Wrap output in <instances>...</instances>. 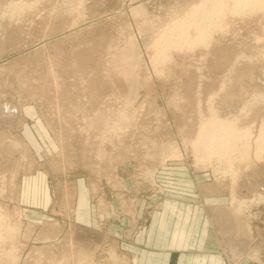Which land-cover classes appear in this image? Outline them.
Wrapping results in <instances>:
<instances>
[{
  "label": "rangeland",
  "instance_id": "rangeland-1",
  "mask_svg": "<svg viewBox=\"0 0 264 264\" xmlns=\"http://www.w3.org/2000/svg\"><path fill=\"white\" fill-rule=\"evenodd\" d=\"M259 5L0 0V264L145 262L165 216L223 264H264ZM212 119L245 151L206 160Z\"/></svg>",
  "mask_w": 264,
  "mask_h": 264
},
{
  "label": "crops",
  "instance_id": "crops-1",
  "mask_svg": "<svg viewBox=\"0 0 264 264\" xmlns=\"http://www.w3.org/2000/svg\"><path fill=\"white\" fill-rule=\"evenodd\" d=\"M180 214L179 211L178 215ZM188 221L189 218L187 216H185V218L182 217L178 222H173V219L170 220L169 217H167V219L166 216L165 218L163 217L160 221V224L162 223V228H159L162 229V246L165 251L163 253L147 252L150 251L151 248L159 249V247L155 245L152 247L148 239V249H146L140 257L145 262L137 264H223V260L215 255L213 251L209 254L208 252L202 251L201 244L203 242L197 240V233L194 232L195 230ZM170 231L173 232L170 233ZM174 250H178V252ZM137 257H139V255H137Z\"/></svg>",
  "mask_w": 264,
  "mask_h": 264
},
{
  "label": "bare ground",
  "instance_id": "bare-ground-1",
  "mask_svg": "<svg viewBox=\"0 0 264 264\" xmlns=\"http://www.w3.org/2000/svg\"><path fill=\"white\" fill-rule=\"evenodd\" d=\"M239 2L242 4V5H245V6H243V7H248L249 8V5H252V7H255V5H257V3L258 4H263L264 5V3L262 2V0H239ZM235 3V2H234ZM220 5V4H219ZM222 5V4H221ZM263 5H259V6H263ZM203 8V7H202ZM238 8V7H237ZM216 9H219V6L217 5V7H214V5H211L209 8H204L202 11H201V14H200V23L203 25V24H213V23H215L216 21H215V14H216ZM250 9V8H249ZM244 10V9H243ZM193 19V18H192ZM194 22L195 23H197L198 24V20L197 19H194ZM259 95H262L263 97V99L262 100H264V94L263 93H261V94H259ZM256 98H258V97H256ZM260 98V97H259ZM254 100V99H253ZM255 100H257L258 101V99H255ZM251 102H253V101H251ZM248 105V104H247ZM246 105V106H247ZM250 105V104H249ZM253 106V105H252ZM248 107L249 106H247V109H248ZM245 109V108H244ZM247 109H246V112H245V114L247 113ZM243 110V109H242ZM249 110V109H248ZM248 113H249V111H248ZM244 115V114H243ZM237 116H239V115H237ZM241 116H242V114H241ZM230 117V116H229ZM213 118H215V117H213ZM236 118H238V117H236ZM239 118H241V117H239ZM244 118V117H243ZM111 119V118H110ZM123 119H124V117H123ZM218 119L220 120V116L218 117ZM218 119H216V120H213L212 119V122H205V123H203L202 125H204V124H206V125H204L203 127H201V133H202V135H203V139H204V143L201 145V146H203L204 145V150L206 151H203V150H201L200 148H202L203 149V147H201L200 146V150L201 151H203V153H200L201 155H204V158L206 157V155L207 154H209L210 156H215L216 158H219V159H222V158H224V156L225 155H229V157H231L232 158V156L234 157V154H235V152L237 151V149H238V151L239 152H241L242 150H240V146H239V144H240V142H242V139H245L244 138V136L245 137H247V135H246V132H243L245 135L243 136V137H241V135H243V134H240V133H237V131H236V126L237 125H235V129H234V126H233V123H232V125L230 126V125H227V127L225 126L227 123V120H224V122H222V120H221V122L222 123H226L225 125L224 124H222V123H220V126H222V131L221 130H219V128L218 127H216V126H218V125H216V123L218 122ZM222 119V118H221ZM238 120V119H237ZM209 121H210V119H209ZM217 121V122H216ZM226 121V122H225ZM232 121H233V119H232ZM114 122V121H113ZM214 122H216V123H214ZM239 122H240V120H239ZM238 122V123H239ZM120 123V122H119ZM219 123V122H218ZM217 123V124H218ZM256 123V122H255ZM222 124V125H221ZM235 124V123H234ZM263 125V124H262ZM224 126H225V128H224ZM228 126L230 127V128H228ZM122 127V126H121ZM233 127V128H232ZM263 127H264V125H263ZM262 126H261V128H263ZM238 128V127H237ZM221 129V128H220ZM234 129V130H233ZM264 129V128H263ZM238 130V129H237ZM249 130V129H248ZM241 131V130H240ZM261 131H262V129H261ZM117 132V131H116ZM115 132V133H116ZM249 133H250V131H248ZM247 132V133H248ZM263 133H264V131H262ZM261 132V134H260V136L263 134ZM99 134V133H98ZM117 135V134H116ZM223 135H226V137H223ZM250 135V134H249ZM113 136V135H112ZM262 136H264V134L262 135ZM261 136V138L258 136V138H257V144H256V146L259 148H262V146L264 147V137H262ZM104 138V137H103ZM101 139V138H100ZM249 139H250V137H249ZM251 140V139H250ZM254 140V139H253ZM247 141V140H246ZM250 142V141H249ZM244 143V142H243ZM242 144V143H241ZM249 144V143H248ZM244 145H246V144H244ZM250 146V145H249ZM173 148V147H172ZM244 148V151H245V146L243 147ZM242 148V149H243ZM262 149H264V148H262ZM198 150V149H197ZM200 151V152H201ZM244 151H242V152H244ZM248 151V150H247ZM251 151V150H250ZM261 151V150H260ZM205 153V154H204ZM259 153V152H258ZM261 153V152H260ZM237 154V153H236ZM239 154V153H238ZM241 154H243V153H241ZM247 154V153H246ZM209 155H208V157L207 158H209ZM244 156V155H243ZM236 157H238V159L240 158L239 156H236ZM199 158V157H198ZM202 158V157H201ZM204 158H202V159H204ZM207 158H205L206 160H208ZM212 158V157H211ZM242 159V158H241ZM232 160V159H231ZM237 160V159H236ZM235 160V161H236ZM240 160V159H239ZM217 161V160H216ZM234 161V160H233ZM239 162V161H238ZM20 171V170H19ZM237 211V210H236ZM238 212V211H237ZM215 215V214H214ZM238 215H239V213H238ZM184 240V239H183ZM185 241V240H184ZM184 241H182V242H184ZM184 245H185V243H184Z\"/></svg>",
  "mask_w": 264,
  "mask_h": 264
}]
</instances>
